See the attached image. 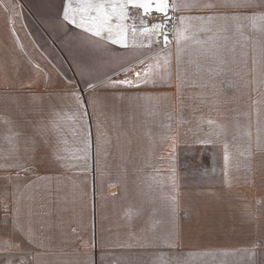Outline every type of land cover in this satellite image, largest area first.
I'll list each match as a JSON object with an SVG mask.
<instances>
[{
  "label": "crops",
  "instance_id": "crops-1",
  "mask_svg": "<svg viewBox=\"0 0 264 264\" xmlns=\"http://www.w3.org/2000/svg\"><path fill=\"white\" fill-rule=\"evenodd\" d=\"M173 2L175 28L183 17L195 40L220 37L219 59L191 40L178 50L174 38L162 52V44L140 47L147 40L139 34L133 40L129 33L128 48L90 39L59 19L62 0L50 17L24 0H0V264H109L121 257L141 264L248 257L261 264V10L253 21L233 19L231 9ZM139 60L152 65L155 87L88 89L106 77L124 79L122 66L134 75ZM69 83L86 100L106 97L95 112L88 108L87 159L81 136L89 119L81 132ZM200 145L218 151L180 152ZM56 157L61 163L52 162ZM204 165L211 171L203 173ZM170 233L174 240L166 239Z\"/></svg>",
  "mask_w": 264,
  "mask_h": 264
},
{
  "label": "snow or ice",
  "instance_id": "snow-or-ice-1",
  "mask_svg": "<svg viewBox=\"0 0 264 264\" xmlns=\"http://www.w3.org/2000/svg\"><path fill=\"white\" fill-rule=\"evenodd\" d=\"M182 7L195 8L204 7L208 9L225 8L231 9L235 15L233 19H252L255 21L257 16L255 15L257 8L261 10V15L258 17L260 20H264V0H260L259 4H254L253 0H218L216 3L200 4L199 0H193L191 3H185ZM177 5L173 0H62V9L59 14L65 24L73 26L75 29L81 30L87 34L90 39L97 41H104L112 45H118L120 47L128 48L129 33L133 40L139 34L147 40V44L141 43L140 47L151 50L154 46L163 47L161 51L168 49L172 43L170 36H174L175 43L179 50L182 43L193 41L194 43L201 45L204 54L211 55L213 58L219 59L220 53L224 49L225 45L217 44L215 39H221L217 37L211 42L195 40L194 33L191 35L186 34L188 29L184 27V18L180 19V25L182 27L175 28L173 25L174 17L170 15V12H174ZM245 12H251L253 15L245 16ZM159 17L158 20L150 18ZM214 17L209 16L211 20ZM131 20L130 25L128 21ZM139 21V24L136 21ZM169 25H173V29L169 28ZM226 40V38H223ZM141 65V71H136L134 75L132 68L121 67V71L124 73V79H116L114 77H106L104 81L99 83L87 84L90 91H94L96 88L104 89H116V88H141L148 85L156 86L157 80L150 79L148 77V68L152 65L145 67V61L139 60ZM170 63V55L163 60L164 66ZM220 63L223 60L220 59ZM156 67H160L157 63ZM143 73V74H142ZM70 89V98L74 101L77 112L80 113V131L84 132V119H89L88 130L81 136L83 142L84 159H87V153L91 142V125L88 108L91 105L93 111L97 110L98 104L102 99L100 96L94 95L92 100H86L82 93H78L75 89ZM82 108V111H81ZM209 124L213 121L209 120ZM225 162L227 163L229 156L227 152V145H225ZM62 157H56L52 160L53 163H61ZM30 169H26L28 171ZM174 233H170L166 239L174 240Z\"/></svg>",
  "mask_w": 264,
  "mask_h": 264
},
{
  "label": "rangeland",
  "instance_id": "rangeland-1",
  "mask_svg": "<svg viewBox=\"0 0 264 264\" xmlns=\"http://www.w3.org/2000/svg\"><path fill=\"white\" fill-rule=\"evenodd\" d=\"M24 1L26 2V4H28L32 8L41 11L44 15H47V17L52 16L56 12V9H58V5L60 3V0H24ZM262 116L260 117V128H259V135L260 136H264V116L263 117ZM217 151H218V149L216 147L209 146V145H205V146H201V145L200 146H184V147L180 148L181 153H195V154H202V155H206V156H208V154H210V153H216ZM204 163H205V165H206V163L208 165L207 161H205ZM205 165H204L202 172L208 173L209 171H211V169L209 166L206 167ZM215 170H216V168H215ZM232 260H236L237 264H249V262H250V258H248V257L223 259V261L226 264H230V262ZM202 261H203V259L195 258L196 264H199V262H202ZM149 262L150 261H148V263ZM141 263H143V262H141V259H136L134 257H132L131 259H130V257H121L119 260H116V261L114 260L113 262H111V260L109 261V264H141ZM261 264H264V256L261 257Z\"/></svg>",
  "mask_w": 264,
  "mask_h": 264
},
{
  "label": "built area",
  "instance_id": "built-area-1",
  "mask_svg": "<svg viewBox=\"0 0 264 264\" xmlns=\"http://www.w3.org/2000/svg\"><path fill=\"white\" fill-rule=\"evenodd\" d=\"M170 15H172V16L174 17V20H173V25H174V24H175V19H176V12H175V11H174V12H170ZM150 19H153V20L155 21V20H158L159 17L150 18ZM138 22H139V21H138ZM173 25H169V28H170V29H173V31H174ZM170 39H171L172 42H173V40H174V36H170Z\"/></svg>",
  "mask_w": 264,
  "mask_h": 264
}]
</instances>
